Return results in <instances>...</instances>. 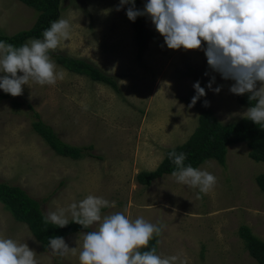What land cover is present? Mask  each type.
I'll use <instances>...</instances> for the list:
<instances>
[{
	"label": "rangeland",
	"instance_id": "rangeland-1",
	"mask_svg": "<svg viewBox=\"0 0 264 264\" xmlns=\"http://www.w3.org/2000/svg\"><path fill=\"white\" fill-rule=\"evenodd\" d=\"M146 2L141 0L140 10ZM119 3L59 1L58 19H69L72 30L70 38L50 52L93 64L115 79L119 94L56 64L65 73L62 80L43 86L29 81L22 86V95L0 100V183L21 188L39 202L44 215L68 209L89 195L115 201V207L104 208L102 216L122 212L132 220L143 217L162 225L157 253L178 256L177 264H256L238 228L247 227L264 242V193L255 183L264 164L247 157L245 143L227 146L224 166L210 159L197 167L217 178L207 194L178 183L172 175L154 180L149 187L136 182L138 172L154 170L166 150L186 141L205 101L222 125L246 118L248 108L230 92L235 82L209 67L206 44L199 50L169 49L151 18L142 15L148 37L139 51L126 15L129 4L117 11ZM36 16L17 0H0V35L30 29ZM213 77L212 89L220 86L219 93L207 87ZM197 81L206 96L192 105ZM27 105L63 143L90 146V156L85 153L71 160L54 154L33 132L34 118ZM67 218L72 219L70 213ZM97 228L94 224L88 231ZM85 233L64 238L69 247H76V255H53L0 204V236L27 243L37 253L38 264L56 260L79 264Z\"/></svg>",
	"mask_w": 264,
	"mask_h": 264
},
{
	"label": "clouds",
	"instance_id": "clouds-1",
	"mask_svg": "<svg viewBox=\"0 0 264 264\" xmlns=\"http://www.w3.org/2000/svg\"><path fill=\"white\" fill-rule=\"evenodd\" d=\"M125 4L130 21L138 16L151 18L155 29L164 38L169 49L199 50L203 45L208 65L225 80H233L230 92L248 94L254 101L244 116L256 125L264 126V0H147L143 10L135 7V0H120L117 11ZM72 24L59 18L43 32V39L33 38L20 47L0 41V89L13 97L23 94L29 81L40 85H54L64 78L63 69L51 59L50 50L57 49L70 38ZM18 73H22L18 75ZM214 77L207 87L212 89ZM259 84V87H258ZM196 95L191 104L206 96L197 81L193 85ZM219 93L221 87L212 89ZM208 102L205 101V106ZM176 165L171 175L178 183L198 188L207 194L217 178L207 170L185 166L186 153H168ZM115 207V201L89 195L68 209L48 212L45 223L63 228L72 222L84 229L98 224V228L84 234L79 264H177L179 257L161 256L157 248L149 247L154 237L162 234L163 226L146 221L143 217L130 219L122 212L103 215V208ZM159 243V241H157ZM53 255H76V247H69L63 237L49 239ZM37 253L27 243L0 236V264H38ZM183 264V262H181Z\"/></svg>",
	"mask_w": 264,
	"mask_h": 264
},
{
	"label": "trees",
	"instance_id": "trees-1",
	"mask_svg": "<svg viewBox=\"0 0 264 264\" xmlns=\"http://www.w3.org/2000/svg\"><path fill=\"white\" fill-rule=\"evenodd\" d=\"M24 6L34 10L37 13L35 21L30 29L20 31L12 36L0 35V41L6 44H12L20 47L27 39L43 36V32L50 27L51 22L58 19L60 0H17ZM141 0H135V7L140 9ZM131 5L129 4V7ZM131 28L134 31V40L136 47L142 51L147 42L148 32L144 26L142 16L136 20L130 21ZM54 62L67 72L84 76L91 82L103 84L110 88L115 94H119V88L115 79L101 72L93 64L83 59L67 57L63 54L49 52ZM0 100L12 98V95L5 93L1 89ZM237 102L247 108L253 106L254 101L250 102L248 94L237 95ZM26 108L31 111L34 118L31 128L58 156L69 158L71 160L79 159L82 154H89L90 146L73 147L63 143L54 134L53 130L44 124L37 113L27 105ZM245 143L248 149L247 157L254 161L264 164V126L256 125L247 118L239 119L234 123L222 125L207 107L203 106L197 116V125L186 141L178 146L168 149L164 152L160 163L152 171H141L135 176L136 182L143 187H149L150 184L164 175H171L176 169V165L169 159L168 153H186L187 158L184 161L185 166L191 165L197 168L206 160H214L220 166H224L226 148L229 145ZM257 188L264 193V173L255 178ZM0 204L11 215L14 221L24 224L31 236L40 244L43 250L49 246V239L52 237L66 238L79 232H88L79 224L69 220V224L63 228L56 225L45 223V215L41 212L40 204L30 198L21 188L6 183H0ZM104 208L101 210V212ZM238 236L243 241V245L248 255L256 264H264V242L252 235L245 226L238 228ZM158 237H154L150 245L143 251L150 250L152 246H157ZM53 264L59 262L53 261Z\"/></svg>",
	"mask_w": 264,
	"mask_h": 264
},
{
	"label": "crops",
	"instance_id": "crops-1",
	"mask_svg": "<svg viewBox=\"0 0 264 264\" xmlns=\"http://www.w3.org/2000/svg\"><path fill=\"white\" fill-rule=\"evenodd\" d=\"M238 103V102H237ZM239 104V103H238ZM69 146H71V145H69ZM73 147H76V146H73ZM54 153V152H53ZM55 154V153H54ZM58 156V155H57Z\"/></svg>",
	"mask_w": 264,
	"mask_h": 264
}]
</instances>
